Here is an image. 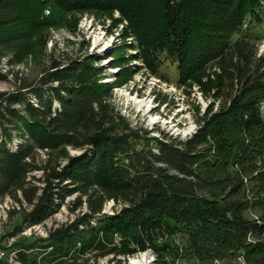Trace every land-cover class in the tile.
Wrapping results in <instances>:
<instances>
[{
    "label": "trees",
    "instance_id": "16d2710c",
    "mask_svg": "<svg viewBox=\"0 0 264 264\" xmlns=\"http://www.w3.org/2000/svg\"><path fill=\"white\" fill-rule=\"evenodd\" d=\"M48 3L64 14L118 9L151 74L162 77L165 61L177 83L213 70L221 101L186 137H151L115 108L89 55L0 91V198L29 207L28 227L73 193L69 209L85 206L44 237L15 242L14 259L98 264L110 254L105 264H125L151 250V264H264V0H0L9 63L42 51ZM9 126L22 139L15 148ZM37 149L47 157L37 160ZM109 200L119 205L106 213Z\"/></svg>",
    "mask_w": 264,
    "mask_h": 264
},
{
    "label": "rangeland",
    "instance_id": "374dc122",
    "mask_svg": "<svg viewBox=\"0 0 264 264\" xmlns=\"http://www.w3.org/2000/svg\"><path fill=\"white\" fill-rule=\"evenodd\" d=\"M43 14L48 24L42 51L22 62L9 63L11 52L3 49L4 54L0 56V73L4 76L0 77V91H12L23 80L36 81L42 69L48 67L51 62L66 65L71 60L89 55L94 58L93 64L102 69L100 80L112 85L111 102L115 108L128 116L133 124L142 125L149 130L151 137H160L163 133L186 137L197 128L198 120L207 105L213 103V108L216 109L221 101L217 96L219 89L214 86L216 77L213 70H201L202 76H194V79L177 83L174 64L165 61L161 67L162 77L151 74L136 52V39L128 29V20L118 9L71 11L64 14L53 3H48L44 6ZM263 51L264 41H261L258 53ZM132 97L149 100L150 105L138 106ZM31 100L35 102L34 97H31ZM6 128L12 132V139L7 141L6 145L15 148L16 143L22 139L10 126ZM1 134L0 132V137ZM68 151L70 154H78L81 150L69 148ZM35 156L37 160H41L47 157V151L37 149ZM30 173L36 177L40 176V170ZM38 183L36 181V184ZM74 197L75 193L67 196L64 200L66 203L41 224L32 227L26 226L22 218L29 210L25 203L23 207L8 195L0 198V260L21 264L14 259V249L17 246L14 243L22 238L27 240L26 243L32 242L31 233L44 237L48 229L71 221L77 210L85 209L84 205L75 212L69 209L68 205ZM112 205L113 201H107L103 211L110 213L119 204L114 208ZM11 210L13 211L10 212ZM18 225L21 229L15 233V227ZM120 238L116 236V239ZM110 256H98V264H105ZM141 256V261L131 262V257ZM153 257L151 250L139 251L128 256L125 264H151ZM82 258L87 261L89 259L90 262L92 257L86 250Z\"/></svg>",
    "mask_w": 264,
    "mask_h": 264
},
{
    "label": "bare ground",
    "instance_id": "6f19581e",
    "mask_svg": "<svg viewBox=\"0 0 264 264\" xmlns=\"http://www.w3.org/2000/svg\"><path fill=\"white\" fill-rule=\"evenodd\" d=\"M132 99H133V101H134V103H136L138 106H149L150 104H149V100L148 101H146V100H143V99H139V98H136V97H132ZM146 109V108H145ZM144 254H142V256H143ZM131 257L130 259H131V262L132 263H136V262H139V261H141L142 259H143V257ZM144 259H145V257H144ZM130 262V263H131Z\"/></svg>",
    "mask_w": 264,
    "mask_h": 264
}]
</instances>
